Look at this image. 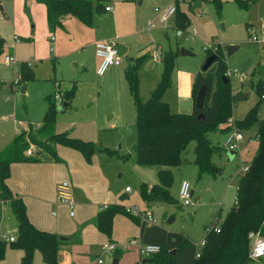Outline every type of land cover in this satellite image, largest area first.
<instances>
[{"label":"rangeland","instance_id":"1","mask_svg":"<svg viewBox=\"0 0 264 264\" xmlns=\"http://www.w3.org/2000/svg\"><path fill=\"white\" fill-rule=\"evenodd\" d=\"M193 1L101 0L103 4L111 5L112 9L103 14L104 6L101 7V10L94 14L93 24L87 25L68 14L63 17L61 25L51 30L46 21V7L43 3L36 0H0V36L3 38L0 46V115L5 114L8 118L2 121L0 128L5 126L7 133V123L13 120L9 114L14 113L16 118H24L26 123L32 125L20 131L35 134L48 108V94L51 93L50 98L58 105L64 98H68V104L63 109H56L55 131L69 132L73 137L93 141L102 149L96 152L93 158L95 157L101 171L109 180L111 188L129 196L116 203L125 208L137 207L139 212H147L149 209L150 215L158 225L168 231L182 233L192 242H198L204 235L203 228L213 221H216L215 226H218L234 202L237 180L241 175L240 167L249 163L256 148V122L245 129L237 127L234 121L228 124L227 119L242 120L253 108L257 119L264 116V100L260 98L261 93L254 86L262 82V88L264 87V40L250 39L251 32L256 33L258 37L264 36V0L255 1L247 10L240 8L236 0H220L219 12L211 1H201L200 5L194 8ZM169 3L186 14L188 24L185 28L177 29L169 23L173 22L174 13L166 21L159 20L153 7ZM114 12L120 26H130L134 21L135 24L138 21L143 39L151 42L152 47L176 52L169 73V86L162 94V98L167 101L173 112H176L178 105L180 108H190L194 74L200 70L203 59L210 53H219L226 67L235 69V73L229 78L226 76L229 79L230 94L234 97L241 92H247V96L242 99L233 98L229 116L206 133L209 143L220 148L210 153L211 163L220 169L215 176L206 173L197 176L193 163L192 141L182 153L181 164L169 167L171 182L168 193L174 200L172 203H146L139 190L141 184L144 183L150 188L158 183V179L156 167L139 164L133 150L136 142V108L125 76V67L130 55H137L134 48L132 47L130 54L126 55L128 57L122 54L120 63L110 65L103 75L96 73L97 58L96 62L84 64L86 58L83 59V55H79L87 41L95 37L92 28L103 21L110 22L106 15ZM256 17H261V21L249 32L244 22L247 19L254 21ZM148 21L152 23L151 27L147 26ZM51 33L54 35L53 39H50ZM15 34L17 39L14 38ZM115 40L121 41L118 37ZM228 43L237 44L238 48L226 55L224 46ZM157 47L154 51H157ZM180 47L188 49L191 54L180 55ZM6 54L14 56L16 62L10 65L4 63ZM161 54L162 51L160 56ZM150 59L152 58L144 59L136 70L137 93L142 99L148 96L149 90L159 77L160 63L152 59L154 66L149 68L148 65L152 62ZM23 61L34 71V78L23 81L26 89L25 92H20L22 85L17 79L20 78ZM54 76L57 80L53 82ZM55 82L59 83L60 88L57 98L54 97ZM71 88L73 91L70 96H64L63 92ZM110 116L112 117L109 118ZM234 130L243 138L238 142V152L228 158L225 141ZM75 133L89 139L73 135ZM29 149L33 153L38 150L34 144H31ZM45 155L41 154L42 157ZM57 155L59 156L58 153ZM49 163L62 166L61 163L64 162ZM47 175L50 182L61 178L60 170L57 173L55 169H49ZM182 180L187 181L192 190L191 204L187 206L181 204L178 195L179 183ZM125 187L130 190L126 191ZM79 205L78 203L74 207V218L68 216L66 211L60 212L58 206H52L51 211H57L59 218L69 224L81 214L82 208ZM0 211L4 233L14 227L15 216L9 204H1ZM114 216L129 219L123 213H116ZM169 216L172 221L165 223ZM91 222L93 223V219ZM77 225L79 226L70 241L69 250L63 251L59 256V264H97L94 254L88 255L85 253L87 251H82L86 250V247L82 246L83 242L78 235L84 225ZM121 232L122 228L118 230L119 234ZM3 233L0 232V239L6 242V254L8 249H15L2 237ZM11 234L16 237L15 233ZM106 242L108 239L102 234L91 240L94 251L100 253L104 264H111L113 253L103 248ZM130 252L135 250H124L119 253V257L123 255L124 261L129 255L126 259L128 261L132 254ZM138 264L143 263L139 261ZM145 264L154 263L149 261ZM248 264H264V258L250 259Z\"/></svg>","mask_w":264,"mask_h":264},{"label":"trees","instance_id":"2","mask_svg":"<svg viewBox=\"0 0 264 264\" xmlns=\"http://www.w3.org/2000/svg\"><path fill=\"white\" fill-rule=\"evenodd\" d=\"M37 1L42 2L46 7V20L51 30L60 25L63 17L68 14L91 25L95 12L100 11L102 7L101 0ZM207 1H211L219 12L220 0ZM255 1L257 0H236L237 5L245 10L249 9ZM256 18L254 21L245 20L244 24L249 32L261 21V17ZM187 24L186 14L175 6L173 25L177 29H183ZM2 43L3 38L0 36V46ZM175 53L170 50L162 51L159 58L158 80L145 99L137 93L136 70L146 54L130 56L125 67V76L133 93L136 108V142L133 148L135 157L139 164L153 165L157 170V184H153L150 188L144 183L139 186L140 194L146 203H172L174 201L168 193L171 182L169 167L181 164L182 153L191 141L197 176L201 173L215 176L220 171L210 161L211 151L220 150V148L213 147L209 143L206 133L229 116L230 103L234 98L230 94L229 79L225 81L223 77L227 68L225 61L222 55L217 53L206 70L195 72L191 88L192 101L197 88L202 84L205 86L203 103L200 108L194 107L192 103L189 114L172 112L162 98V94L169 86V73ZM20 68L21 75L17 79L18 83L34 78V72L26 61L21 62ZM254 86L259 93L264 91L262 82ZM56 90H60L59 86L55 88ZM72 91V88L68 89L63 92V95L69 97ZM47 98L49 99L48 108L37 132L33 134L20 131L0 151V200L9 203L17 222L16 237L13 241H9V245L22 251L19 264H33L35 251L41 254L45 264H59L57 255L64 240L60 239V235L38 229L31 223L23 199L14 195L6 184V179L10 174V164L41 160L60 162L62 159L57 156L54 148L57 144L79 151L88 163L91 162L96 152L102 151L93 141L73 137L69 132H56L55 113L58 104L53 102L50 95ZM64 100L68 104V98ZM254 109L249 110L242 120H233L237 127L245 129L256 122L254 132L256 148L247 170L241 172L237 180L234 202L220 221L219 231L217 233L210 231L203 235L204 244L199 249L198 257H195L194 244L185 235L167 231L158 224L140 222L137 215L127 211L120 203L108 204L100 208L96 215V228L110 237L114 215L116 213L125 214L133 222L139 224V239L143 243L159 246L157 253L146 257L154 264H248L250 244L247 233L256 231L264 238V116L257 119ZM199 114L201 120L197 119ZM31 144L38 148L35 153L29 149ZM29 150L31 154L27 155L26 152ZM43 153L46 155L42 157ZM215 223L216 221H213L210 226H214ZM5 249L6 242L0 239V261L4 258ZM119 253L120 251H115V257H119Z\"/></svg>","mask_w":264,"mask_h":264},{"label":"crops","instance_id":"3","mask_svg":"<svg viewBox=\"0 0 264 264\" xmlns=\"http://www.w3.org/2000/svg\"><path fill=\"white\" fill-rule=\"evenodd\" d=\"M106 5L109 4L102 3V7L104 6L103 11H105V13L103 14H106L112 9L111 5H109L110 6L109 9H105ZM106 17L107 19L110 18V22L112 21V23H110L109 21L108 22L103 21L98 26L92 28L94 29L95 32L94 39L87 41L86 46L84 45L81 51L79 52V55L80 54L83 55V59L86 58L85 62L87 60H88V64L90 62H94V61L96 62V58L99 61V58L95 55L94 44L97 40L103 38L115 39L118 37L121 40L118 42V44H121L125 48V51L123 53L125 57H128L126 55L130 54V50L132 47L134 48L137 54L136 56H139L141 54H146L145 59L151 57L150 56L151 53L155 50L157 46L152 47L151 42L148 43L146 42L145 39H143V35L141 34L142 30L141 27L139 26L138 21H136V24L134 21V23L130 26H120L118 24L117 15L115 12L106 15ZM169 23H172L173 25V22L169 21ZM52 35L53 33H51L50 39L54 38V35L53 38ZM14 36H16V34ZM132 36H135V38H132ZM14 38L17 39L16 37ZM157 49L159 50L160 48L157 47ZM160 51L163 50L160 49ZM98 61L96 62L97 64ZM155 61L159 62V59ZM153 66H154V62L152 60L151 64L148 65V67L152 68ZM159 73H160V64H159ZM55 80H57V78L54 76L53 82ZM20 85H24V83L21 82ZM48 95H51V93ZM192 103L193 101L191 98L190 108L189 107L180 108V105H178L176 112L189 114L191 112ZM9 116L13 120L8 121L7 123V127H8L7 133L4 130L5 126L2 125L3 127L0 128V151L3 150L12 141V139L20 132V130L25 129L31 125L30 123H26L25 120H23L24 118L23 119L16 118L14 113L9 114ZM111 117L112 116H110L109 118ZM5 119L8 120L5 114H1L0 125L2 124V121H5ZM73 135L79 136L81 138H85L80 134H76V133ZM85 139H89V138H85ZM54 148L56 154L58 153L60 158L62 159V161L60 162H64L61 163L62 166L52 165L51 163H49L51 160H41L39 162H13L10 164V168H9L10 174L9 177L6 179V184L14 195L21 197L23 199L26 206L27 216L35 227L41 230L54 232L57 235L66 238L58 252L57 255L58 259L63 251L69 250L68 248L70 247V241L74 238V235L76 234L74 232L78 228L79 225L77 224L79 223L81 224L83 223L84 225L83 227L80 228V235H78L81 241L83 242L82 246L86 247V250H82V251H87L85 253H87L88 255L94 254L96 256V262L98 258L102 259V257H100V253L95 252L93 249L94 245L91 244V240L93 238L98 237L100 236V234H102L105 236L106 239H108V242L111 241V242L120 243V242H126L127 239L129 238L139 237L140 235L139 224H135V222H133L130 218L128 219L126 217H121V216L113 217L112 234L110 237L106 236L104 233L100 232L96 228L94 218L96 217L97 212L100 210V208L104 205L114 204L117 201L121 202L119 198L124 193L120 194L119 191H114L111 188L109 180L107 179L105 174L101 171L95 157L93 158L92 156L91 162L88 163L86 162L82 154L75 149H71L59 144H57ZM49 169H55L57 173L60 170L61 178H57L54 181L50 182L51 180L47 175ZM63 181L68 182L69 184L68 193L70 197L74 200L75 205L79 203L80 204L79 206L82 208L80 210L81 214L78 213L79 215L77 219L75 221H71L69 224H65L66 223L65 220L59 218L57 211L55 210H54L55 212L51 211L52 206H54V208L55 206L56 207L58 206V208H60V212L66 211L68 216L73 218L76 217L75 210H74V214L71 216L69 214L68 206L63 203H58L56 201L57 199L56 187L58 184H60ZM1 204L8 205L9 203L7 201H1L0 205ZM148 211L151 212L149 209ZM2 217L3 216L1 215V211H0V232L3 233ZM92 219H93V223L91 222ZM14 220H15L14 227H11L8 231L4 232L5 234L3 233L2 237L8 235L13 236V234L11 233H15L16 235L17 222L15 217ZM85 221L88 222L86 223ZM120 228H122V232L119 234L118 230ZM192 243L194 244L195 249H197V245H196L197 242H192ZM76 251H78V249ZM121 252L122 251H120V253ZM112 253L114 258L116 256L115 252ZM130 253L132 254L130 255L128 261H126V259L129 255L125 258L124 261H123L124 258H122L123 255L121 257H116L118 259V264H134V263H139V261L145 264V262H149V260H145L147 259L145 257L140 258V256L136 251ZM71 254H73V252H71ZM21 255H22V251L19 249H15V250L8 249L6 251L4 259L0 261V264H19ZM102 260H103L102 264H104V259ZM33 264H45L42 261L41 254L38 251L34 252ZM78 264H85V263H78Z\"/></svg>","mask_w":264,"mask_h":264},{"label":"built area","instance_id":"4","mask_svg":"<svg viewBox=\"0 0 264 264\" xmlns=\"http://www.w3.org/2000/svg\"><path fill=\"white\" fill-rule=\"evenodd\" d=\"M110 6L106 5L105 9H109ZM154 11L157 12V16L160 21H166L168 20L174 13L175 10V5L172 3H169L165 6H154ZM147 26L151 27L152 23L150 21L147 22ZM16 37V36H14ZM53 38V35H52ZM250 39L252 41H258L260 39L264 40V36L258 37V35L254 32L251 33ZM95 55L99 58L98 64L96 66V72L98 74H103L106 69L113 64H119L121 61V54H119L118 50V42L113 39V38H103L100 40H97L95 42ZM152 59L157 60L160 57V51L157 49V51H153L150 55ZM4 63L6 64H12L16 62V59L14 56L6 54L3 58ZM235 73V69L231 70L229 68H226L224 75L227 76L228 78ZM56 88H58L59 83L55 82ZM54 97H58V91H55ZM260 98L264 100V91L260 94ZM233 121V119H227V123L230 124ZM242 135L237 132L233 131L225 141V146L226 150H231L233 153L238 152V142L242 140ZM27 155L31 154L30 150L26 152ZM248 168V164L241 165L240 167V172L246 171ZM69 184L67 181H63L60 184L57 185L56 187V194H57V199L56 201L58 203H63L68 206L69 208V214L72 216L74 214V206L75 202L74 200L70 197L69 193ZM126 191H129L130 189L126 187ZM178 195L179 199L181 201V204L184 206L190 205L191 204V195H192V190L190 189V186L187 181L182 180L179 183L178 187ZM127 211L135 214L138 216L140 222H145L146 224H157L156 221L152 218L150 215V212H139L137 207L132 208H126ZM213 231L217 233L219 231L218 226H206L204 228V234H207L208 232ZM247 238L249 240V252L248 256L250 259L253 260H258L260 258H264V238L258 235L257 233L254 232H248L247 233ZM5 239L8 241H13L15 239L14 236H5ZM204 244V239L201 238L197 242V249L195 253V257H198L199 255V249L203 246ZM103 248L107 252H115V251H124L129 248H133L140 257H149L150 255H153L159 251V246L155 244H145L143 243L139 237L137 238H130L126 242H106L103 245ZM98 264H102L103 260L101 258L97 259Z\"/></svg>","mask_w":264,"mask_h":264},{"label":"water","instance_id":"5","mask_svg":"<svg viewBox=\"0 0 264 264\" xmlns=\"http://www.w3.org/2000/svg\"><path fill=\"white\" fill-rule=\"evenodd\" d=\"M200 5V0H194L193 3H192V7H197ZM28 10V8H27ZM220 26H222V24H220ZM238 48V45L237 44H234V43H228L224 46V50H225V54L226 55H229L231 52H233L235 49ZM118 50H119V54H123L124 51H125V48L121 45V44H118ZM179 54L180 55H188V54H191L190 51L186 48H183V47H180L179 48ZM215 58V54L214 53H210L208 55L205 56V58L203 59L202 63H201V66H200V70L201 71H204L206 70L209 65L212 63V61L214 60ZM90 59V58H89ZM84 64H88V60L84 63ZM224 77V80L226 81L227 80V77L223 76ZM25 90V85H22L21 89H20V92H24ZM204 92H205V86L204 84L200 85L195 94H194V98H193V105L194 107L196 108H200L202 106V103H203V97H204ZM247 96V92H241L237 95L234 96V99L237 100V99H242L244 97ZM67 102L65 100H63V102L58 105V109H63L65 106H66ZM197 119L198 120H201V115H197ZM226 155L228 158H231L234 153L233 151L231 150H227L226 151ZM128 198V195L127 194H122L121 197L119 198V200H124V199H127ZM170 221H172V217L169 216L165 223H170ZM60 239L61 240H65L66 238L65 237H62L60 236ZM173 252V251H172ZM145 260H149L148 258L145 259ZM111 264H118V259L116 257H114L111 261Z\"/></svg>","mask_w":264,"mask_h":264}]
</instances>
